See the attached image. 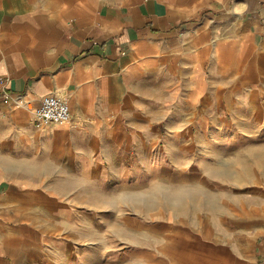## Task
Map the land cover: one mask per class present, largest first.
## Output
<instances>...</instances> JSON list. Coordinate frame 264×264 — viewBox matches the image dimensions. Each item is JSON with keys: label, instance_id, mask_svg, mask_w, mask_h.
Returning <instances> with one entry per match:
<instances>
[{"label": "crops", "instance_id": "obj_1", "mask_svg": "<svg viewBox=\"0 0 264 264\" xmlns=\"http://www.w3.org/2000/svg\"><path fill=\"white\" fill-rule=\"evenodd\" d=\"M0 264H264V0H0Z\"/></svg>", "mask_w": 264, "mask_h": 264}, {"label": "built area", "instance_id": "obj_2", "mask_svg": "<svg viewBox=\"0 0 264 264\" xmlns=\"http://www.w3.org/2000/svg\"><path fill=\"white\" fill-rule=\"evenodd\" d=\"M9 95H4V101ZM24 100L21 96L15 98L16 105H22ZM34 126L48 128L52 123H65L71 120V112L68 101L61 93L51 92L42 96L40 104L32 109Z\"/></svg>", "mask_w": 264, "mask_h": 264}]
</instances>
